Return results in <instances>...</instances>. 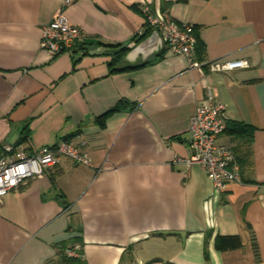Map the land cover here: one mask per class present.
Returning <instances> with one entry per match:
<instances>
[{"label": "crops", "instance_id": "1", "mask_svg": "<svg viewBox=\"0 0 264 264\" xmlns=\"http://www.w3.org/2000/svg\"><path fill=\"white\" fill-rule=\"evenodd\" d=\"M145 3L194 26L199 68L158 40L118 69L92 53L136 46ZM58 11L86 38L50 58L41 29ZM216 59L249 66L209 72ZM208 87L228 121L253 128L241 182L223 191L184 163L189 118ZM120 100L126 107L108 113ZM59 138L90 165L61 157L0 199V264H50L65 247L82 264H264V0H0V156ZM218 142L238 155L246 147L227 132ZM217 235L241 245L217 250Z\"/></svg>", "mask_w": 264, "mask_h": 264}, {"label": "built area", "instance_id": "2", "mask_svg": "<svg viewBox=\"0 0 264 264\" xmlns=\"http://www.w3.org/2000/svg\"><path fill=\"white\" fill-rule=\"evenodd\" d=\"M70 1L64 0L66 3ZM141 11L145 27L158 34L169 53L182 55L190 67L199 68L200 64L196 61L197 38L192 24L177 23L165 11H153L146 3L141 6ZM85 38V30L69 22L58 11L48 24L42 26L39 46L50 58H54L64 52H73L75 45ZM206 65L209 72H229L247 68L249 63L245 59H216ZM227 122L225 105L216 100L208 87L205 97L197 102L189 118L186 138L188 156L184 163L187 166H202L213 187L219 191L225 190L232 182L240 183L242 179L232 145L218 142ZM61 157L68 158L76 165H90L88 154L68 138H59L54 144L42 146L33 152H21L15 158L0 156V199L28 179L41 176ZM64 253L68 257H81L73 248L65 249Z\"/></svg>", "mask_w": 264, "mask_h": 264}, {"label": "trees", "instance_id": "3", "mask_svg": "<svg viewBox=\"0 0 264 264\" xmlns=\"http://www.w3.org/2000/svg\"><path fill=\"white\" fill-rule=\"evenodd\" d=\"M176 1H185V0H176ZM153 31L149 28H147L145 30V32L140 35L135 43H139L141 41H143L144 39H146ZM197 38V36H196ZM122 44H116V45H98L96 47L99 46H105V47H120ZM79 48H82V46L80 45ZM78 48V49H79ZM130 48L129 47H125L124 49H122L121 51H119L118 53L114 54V55H110V66L112 69H118L120 67V64H123L125 61V55L129 52ZM74 51V50H73ZM202 54V45L199 43L198 38H197V44H196V55L199 57ZM145 63H147L146 61H144L143 63H141L140 65H134V64H127L128 67L134 66V67H138V66H142ZM127 105V102L120 100L113 108L112 110H109L108 113L113 112V111H119V110H123ZM133 109V106H132ZM107 113V114H108ZM106 114V115H107ZM224 132H227L230 136H232L235 139H238L240 142H243L245 144V149L244 152H242L241 155L236 154V152L234 151L235 157L237 162L240 165V168L242 169V167L249 165V155H250V144L252 141V133H253V128L251 126H248L246 124L243 123H239V122H227V126ZM24 138L21 137L19 138V141H23ZM236 148V147H234ZM233 148V149H234ZM215 248L217 250L223 251V250H227V249H236L239 248L241 245L240 239L238 236L232 235V236H222V235H217L215 237V242H214ZM68 249V248H61L60 249V257L59 260L56 262H52L50 264H82V261L80 258H73V257H68L65 255L64 250ZM205 258H208V254L205 251L204 252ZM164 264H173L170 262H165Z\"/></svg>", "mask_w": 264, "mask_h": 264}, {"label": "water", "instance_id": "4", "mask_svg": "<svg viewBox=\"0 0 264 264\" xmlns=\"http://www.w3.org/2000/svg\"><path fill=\"white\" fill-rule=\"evenodd\" d=\"M155 40H158L160 44H162L158 34L153 31L149 37L144 39L143 41L139 42L136 46L131 48L129 52L125 55V60H129V58L137 53H144V49L147 48V46L151 43H154ZM127 46V44H122L120 47H105V46H99L97 47L92 53H99V54H106V55H114L124 49ZM129 62H131L129 60ZM133 63V62H131Z\"/></svg>", "mask_w": 264, "mask_h": 264}]
</instances>
